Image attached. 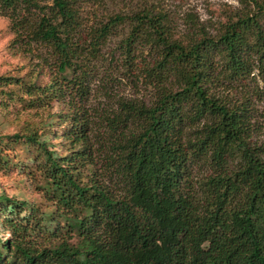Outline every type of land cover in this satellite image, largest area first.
<instances>
[{
  "label": "trees",
  "instance_id": "1",
  "mask_svg": "<svg viewBox=\"0 0 264 264\" xmlns=\"http://www.w3.org/2000/svg\"><path fill=\"white\" fill-rule=\"evenodd\" d=\"M100 1L0 0L12 43L31 55L48 49L37 52V65L51 70L44 85L10 76H0L1 84L22 85L40 106L63 101L64 86L84 99L85 59L126 26L124 64L135 68L143 57L139 78L154 89L149 102L123 99L102 114L96 147L94 122L73 97L67 154L24 136L44 153L57 215L0 195V264H264V143L253 141L244 98L229 104L216 92L225 82L264 79V0H239L214 35L195 25L179 35L166 13L140 5L107 16L80 40L81 3ZM94 151L102 153L103 177ZM198 161L209 173L193 190L187 181ZM41 228L47 237L37 235Z\"/></svg>",
  "mask_w": 264,
  "mask_h": 264
},
{
  "label": "rangeland",
  "instance_id": "2",
  "mask_svg": "<svg viewBox=\"0 0 264 264\" xmlns=\"http://www.w3.org/2000/svg\"><path fill=\"white\" fill-rule=\"evenodd\" d=\"M50 3L51 0H40ZM147 6L166 13L170 26L177 34L189 32L192 25L199 26L208 34L218 33L225 22L240 9L239 0H101L100 3L85 2L79 7L82 23L79 31L80 40L85 38L91 26L114 12H127L133 6ZM192 20V22H191ZM108 36L101 46L97 57L85 59L87 94L78 100L74 88H65L63 101L51 102L40 106L34 102L36 95H27L22 85L0 83V195L16 202H24L25 210L30 208L44 212L48 218L56 216L54 201L47 195V185L43 174L44 153L37 143L25 140L26 135L36 134L41 140L46 139L48 150L58 154H67L69 144L65 132L68 129L69 107L66 101L74 98L76 103L87 110L92 124L90 141L97 146L99 136L104 132L102 114L111 113L123 99H136L149 102L154 97V89L139 78L137 66L145 61L136 57L135 68L127 69L121 51V39L126 36V29ZM119 30V27H118ZM14 34L9 19L0 14V76L18 77L24 82L44 85L51 78L49 67L37 65V52L46 54L48 49L39 48L33 54L24 51L22 46L12 43ZM144 59L151 62L147 50ZM141 51V49H140ZM139 51V53H140ZM217 94L223 101L236 104L244 98L249 108L253 128V141L264 143V79H244L239 82L223 83L217 86ZM15 135H20L15 137ZM96 173L100 171L102 153L94 151ZM100 157V158H99ZM92 169V168H91ZM91 169L83 171L89 176ZM209 173L202 161L191 164L187 186L197 190L198 183ZM87 178V177H85ZM6 213V212H4ZM6 215V214H5ZM56 218V217H55ZM56 220V219H55ZM2 217H0V222ZM50 226L55 225L50 223ZM53 227V226H52ZM8 237L9 233H1ZM37 235L48 236L46 229L37 230ZM70 242L76 243L74 236Z\"/></svg>",
  "mask_w": 264,
  "mask_h": 264
}]
</instances>
